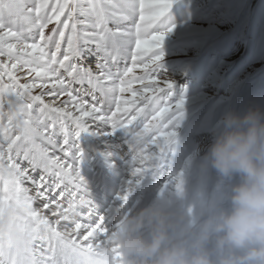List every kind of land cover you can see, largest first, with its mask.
Here are the masks:
<instances>
[{"label":"snow or ice","instance_id":"6c2138e0","mask_svg":"<svg viewBox=\"0 0 264 264\" xmlns=\"http://www.w3.org/2000/svg\"><path fill=\"white\" fill-rule=\"evenodd\" d=\"M172 4L173 0H0V177L14 178L34 190L45 211L68 199L86 200L78 210L80 223L86 219L92 228H109L134 180L140 183L153 162L174 150V129L183 117L184 101L171 103L172 83L154 74L163 60L159 50L172 30L163 19ZM145 52L150 53L146 59ZM129 54L133 65L139 62L144 69V75L132 79L152 95L132 90V80L126 78L133 68L126 63L120 67ZM126 90L138 97L133 107L141 103L130 118L122 108L128 103L121 98ZM122 111L125 116H118ZM101 125L110 128L108 135H125L121 160L134 177L124 181L111 204L93 196L81 175V134ZM149 144L154 145L152 154L145 155ZM145 162H150L147 167Z\"/></svg>","mask_w":264,"mask_h":264},{"label":"rangeland","instance_id":"374dc122","mask_svg":"<svg viewBox=\"0 0 264 264\" xmlns=\"http://www.w3.org/2000/svg\"><path fill=\"white\" fill-rule=\"evenodd\" d=\"M163 19L172 30L159 50L163 53V60L154 69V74L157 78L172 83L169 90L171 103L175 104L183 99V117L174 129V150L169 151L160 161L153 162L150 172L140 183H135L134 180L132 189L144 181L147 185L146 192L156 202L154 204L161 199V204L158 205L181 210L186 207L191 192L189 188L194 180H198L203 197L213 194V184L215 186L217 177L211 171L201 172L199 165L224 114L229 111L243 113L250 106L264 109V49L259 50L260 46L257 47L264 31V0H173ZM148 31L151 32V29ZM194 42L198 43L197 50L190 47ZM132 48L134 49V42ZM149 55L148 52L143 53L145 59ZM125 63L127 67L133 68V72L126 78L132 80V90L143 96L152 95L138 79H132L144 75L143 65L137 62L134 66L131 54L126 62L121 61L120 67L124 68ZM145 82H148L147 78ZM121 98L128 101L122 108L128 109L130 118V114L141 103L133 107L132 102L138 97H133L131 91L126 90ZM84 99L90 101L89 96ZM112 110L115 111L114 105ZM117 115L123 117L125 113L122 111ZM85 119L90 120L88 117ZM159 119L163 120L164 117ZM142 127L141 125V129ZM109 132L108 126L101 125L94 127L91 133L81 134L80 149L83 156L90 162H99L102 168L108 166L109 175L115 180L124 182L126 179H134L121 160L126 147L125 135L120 131L108 135ZM149 135L151 131L145 134L146 137ZM153 147L154 145L149 144L144 154L151 155ZM156 151L158 153L159 149ZM149 163L145 162L144 166L147 167ZM50 208L52 212H56L54 206L50 205ZM19 209L40 221L48 220L51 215V212L45 211L40 205L34 190L14 178L0 177V215L5 212L11 215L14 210L22 218ZM77 212L72 207L64 215L70 228L74 227ZM188 212L193 213L194 209L190 208ZM9 218L0 216V226L7 219L9 222ZM62 218H54L59 221L58 226L64 224ZM91 229L85 232L88 234ZM56 231L67 236L73 229L70 230L65 222L64 228ZM31 232V228L27 227L25 233L28 238L31 237ZM100 236L102 239L106 238L105 234Z\"/></svg>","mask_w":264,"mask_h":264},{"label":"clouds","instance_id":"9594fccd","mask_svg":"<svg viewBox=\"0 0 264 264\" xmlns=\"http://www.w3.org/2000/svg\"><path fill=\"white\" fill-rule=\"evenodd\" d=\"M199 167L217 177L210 197L194 180L185 208L125 217L115 253H72L71 264H264V109L226 112Z\"/></svg>","mask_w":264,"mask_h":264},{"label":"bare ground","instance_id":"6f19581e","mask_svg":"<svg viewBox=\"0 0 264 264\" xmlns=\"http://www.w3.org/2000/svg\"><path fill=\"white\" fill-rule=\"evenodd\" d=\"M200 13V12H199ZM170 33H168L169 35ZM172 34V33H171ZM173 35V34H172ZM189 39V38H188ZM259 43L257 44V47L260 49H264V31L263 34L259 37ZM192 44V43H190ZM198 43L194 42L190 47L193 49L198 48L196 45ZM258 50V51H259ZM83 169L81 170V175L84 178H88L89 181L92 183V189L94 191H100L104 194V198H100L96 194H92L93 196L99 197L101 200L106 201L108 203L109 200H114L115 196L120 194V189L123 186L124 182H120L118 185H112V184H105L104 181L106 180L104 170L94 164L87 163L85 160L82 162ZM144 183V181H143ZM217 183V181H215ZM134 184V183H133ZM142 184V183H141ZM141 184L138 186L134 187V189L131 190L130 194L128 195V199L126 201H121L120 202V207L118 210H116L110 220V225H114L113 228L119 229L121 222L124 220L125 217L135 215L141 210L147 207V205L150 203V199L145 196L136 206L135 209L130 208V204L135 200V197L139 193L141 189ZM136 185V184H135ZM125 187L128 185L125 184ZM214 187V184H213ZM133 188V186H132ZM80 201H85L81 199ZM157 204H161V199L160 201L157 202ZM154 205L151 204L150 206ZM54 206V209L56 212H52L51 208L49 206V212H51V215L48 220H42L40 222H37V224L41 227L42 230L48 231L50 226L55 227L56 230H62L64 228V224L58 226L59 221H55L54 218H57L58 220L62 218V213H63V206L61 205H52ZM52 213H55L53 215ZM11 224L13 225L14 222L7 219V222L2 223V226H0V235H2V240H4V244H1L0 241V264H21V260L19 257L18 253V240L17 238H10L8 236L7 231L10 229ZM35 224V223H34ZM50 225V226H49ZM31 237L28 238L26 233L24 232V240L25 244L28 245L32 250L33 249H39L40 248V240L38 238V235H41V230H39L38 226L37 228H31ZM88 229H83L82 226H77L76 228L73 229V231L70 234H67L66 239L68 241H73L80 246H85L87 245V236L86 238L84 237L83 232L87 231ZM4 231V232H3ZM22 238V237H20ZM9 244H11V248H9ZM48 244L57 245V252H50L48 246L41 247V249L44 251V257H45V263L44 264H71V254L75 253L74 250H67L60 245H58L56 242L53 241L52 236L48 239ZM41 264V262H40Z\"/></svg>","mask_w":264,"mask_h":264}]
</instances>
